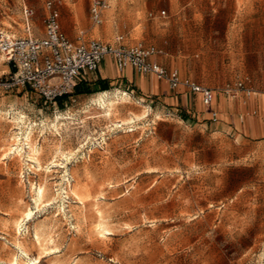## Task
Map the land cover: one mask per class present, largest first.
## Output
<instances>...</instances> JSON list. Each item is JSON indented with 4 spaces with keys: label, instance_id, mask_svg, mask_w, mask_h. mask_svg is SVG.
<instances>
[{
    "label": "rangeland",
    "instance_id": "374dc122",
    "mask_svg": "<svg viewBox=\"0 0 264 264\" xmlns=\"http://www.w3.org/2000/svg\"><path fill=\"white\" fill-rule=\"evenodd\" d=\"M46 1L0 0V31L27 36V6L40 38ZM51 1L71 41L122 35L153 44L167 69L214 89L217 109L222 101L232 109L213 121L199 96L170 90L178 98L166 102L121 81L105 90L85 82L54 104L29 87L0 89V264L20 253L17 242L39 264H264V139L244 127L258 114L245 102L264 97V0H108L100 24L90 0ZM101 95L117 100L108 117ZM27 131L40 170L22 152ZM15 133L21 155L8 150ZM38 185L46 204L35 208ZM24 212L28 227L18 234Z\"/></svg>",
    "mask_w": 264,
    "mask_h": 264
},
{
    "label": "built area",
    "instance_id": "2783aa9c",
    "mask_svg": "<svg viewBox=\"0 0 264 264\" xmlns=\"http://www.w3.org/2000/svg\"><path fill=\"white\" fill-rule=\"evenodd\" d=\"M107 7L108 0H90L89 17L93 23L102 22L103 11ZM45 9L40 30L43 36L40 38L33 35V9L27 6L23 8V24L27 36L15 37L0 31V54L10 68L4 77H0V89L11 91L29 87L45 102L54 104L68 97L86 74L96 71L103 59L110 57L119 72L131 67L139 73L165 81L171 90L185 89L199 93L202 104L211 115L210 119H217V112L212 109L214 90L154 60L159 53L155 45L142 42L128 44L122 35L115 36L112 42L79 38L71 41L61 28L58 9L51 0L45 2ZM236 86L247 95L251 93L241 82ZM225 91L228 93L232 89L226 87Z\"/></svg>",
    "mask_w": 264,
    "mask_h": 264
},
{
    "label": "crops",
    "instance_id": "0c3cea01",
    "mask_svg": "<svg viewBox=\"0 0 264 264\" xmlns=\"http://www.w3.org/2000/svg\"><path fill=\"white\" fill-rule=\"evenodd\" d=\"M160 54H161V50L159 49V53L155 55L154 60L162 64L159 60ZM3 62L5 63L4 59H3ZM5 65L8 67L6 63ZM9 71H10V68L8 67V72ZM3 74L5 75V73ZM88 81L94 82L93 84L98 86L100 89H101L102 84H105L107 87H109L110 83L117 82V81H121V83H129L130 85L134 86L136 89L145 93L146 96H148L147 94H150L152 96H158V94H164L162 99H164L166 102H170V101L174 102V99L177 100L178 98L177 95L169 96L171 93L170 92L171 89L168 87L167 83L165 81L156 79L152 75L139 73L131 67H127L122 72H119L116 69L114 62L110 57H105L103 61L100 63L96 71L86 74L85 78L80 80L78 84H76L75 86L79 87L80 84H83ZM164 83L166 84V88H167L166 91H165ZM173 91L175 92V94L188 92L189 95L193 94L197 97L199 96L198 98L201 101V97L199 93H191L185 89L173 90ZM82 92L83 90L80 89L79 93L81 94ZM183 97L185 98L186 96L184 95ZM181 100L183 102L182 96H181ZM215 102H216V93L214 92L212 109L217 111V113L220 112L223 114H226V112H231L232 108L228 104L231 102L222 101L218 109L214 106ZM245 103H249L248 104L249 108H253L255 107L256 104H258L257 105V110H258L257 116H251L246 119V122L244 125V127L246 128V134L252 138L264 139V97L263 98L259 97L258 99H254L253 97H250V100ZM237 109L238 111L241 110L240 105H237ZM207 113H209L208 110H207Z\"/></svg>",
    "mask_w": 264,
    "mask_h": 264
},
{
    "label": "bare ground",
    "instance_id": "6f19581e",
    "mask_svg": "<svg viewBox=\"0 0 264 264\" xmlns=\"http://www.w3.org/2000/svg\"><path fill=\"white\" fill-rule=\"evenodd\" d=\"M107 93V92H106ZM115 97V96H114ZM121 98L122 101L121 102V105L125 104V100L129 99V96H127L126 93H124V96L123 97H119ZM119 100V99H118ZM130 100V99H129ZM117 101V100H116ZM116 101L113 100L112 98H104L102 95H101V98H99L98 100V104L100 108L104 109L105 108V115L108 117L110 116L112 113H113V107L117 109L118 105H116ZM115 103V104H114ZM118 104V103H117ZM113 109V110H112ZM111 110H112V113H111ZM118 111V110H117ZM103 112V110H102ZM20 118V117H19ZM23 119V118H22ZM16 121V120H15ZM124 121V120H123ZM118 122V121H117ZM121 122V121H119ZM18 123V122H17ZM52 123V122H51ZM124 123V122H123ZM20 126V125H19ZM30 129V128H29ZM19 131V130H18ZM28 132V131H27ZM30 132V131H29ZM28 133H26L24 135V141L26 142V148L24 150H22V146L20 145L19 141H20V135L18 133H15L11 140H12V144L10 145L9 147V153L14 151L17 155H21L20 151L22 150L23 153H25V156L27 158V161L29 162H32L33 164L35 163L36 167H37V170H40L41 169V164L38 160V157H36L38 153V149L35 146H31V135ZM30 142V144H29ZM28 149V150H26ZM40 150V149H39ZM3 154V153H2ZM8 153H4L3 154V158L6 157ZM15 155V154H14ZM55 157V156H53ZM2 158V157H1ZM25 158V159H26ZM55 160H52L51 162L49 163H54ZM30 164V163H29ZM59 165V164H58ZM34 167V166H33ZM48 169V167H47ZM46 171V169H45ZM65 172V171H64ZM67 176V175H66ZM68 182V181H67ZM33 185V183H32ZM45 185V184H44ZM44 185L42 186H39L37 187V190H36V193H35V197H34V206L35 208H39L41 205H45L46 203L43 202V198L45 197V189H44ZM34 188V187H33ZM71 191V190H70ZM77 191V190H76ZM62 192H65V191H62ZM67 192V191H66ZM73 192V191H72ZM78 193V192H77ZM58 194V193H57ZM68 194V193H66ZM75 194V195H74ZM74 197L76 196L78 198V200L81 201V198L79 197V193L76 194L74 193ZM59 196V195H58ZM52 197V196H51ZM50 197V198H51ZM49 198V197H48ZM47 198V200H48ZM49 198V199H50ZM55 199V197H52ZM52 199V200H54ZM49 204V203H48ZM29 211V210H28ZM99 211V210H98ZM99 213V220H97V224L95 225L96 226V231L101 235V236H105V234L107 233H110L109 232V229L107 228L106 226V223L103 221V219L101 217L102 214L101 212H97ZM31 214V213H30ZM27 212H24L21 214V216H19L13 223V229H15L14 231H16V233L20 234V230L21 228L24 229V231L27 229V221L29 220V215ZM34 239L36 241V243H38V245L41 243V240L40 239V236L38 235V233L36 231H34ZM17 239V238H16ZM48 242H53V239H49ZM22 244H19V242L16 243V246L17 248L19 249L20 253L19 254H16V255H13L12 259L10 260V264H39L40 262V256H35V257H31L27 251L21 246ZM40 246V245H39ZM42 247V246H40ZM53 248V247H52ZM52 248H49V249H52ZM44 249V247H43ZM49 249H44L43 250V253H47ZM50 251V250H49ZM42 253V252H41Z\"/></svg>",
    "mask_w": 264,
    "mask_h": 264
},
{
    "label": "trees",
    "instance_id": "16d2710c",
    "mask_svg": "<svg viewBox=\"0 0 264 264\" xmlns=\"http://www.w3.org/2000/svg\"><path fill=\"white\" fill-rule=\"evenodd\" d=\"M108 87L105 85V84H102L101 85V89L102 90H105V89H107ZM80 92V89L78 88V86H76V93H79Z\"/></svg>",
    "mask_w": 264,
    "mask_h": 264
}]
</instances>
